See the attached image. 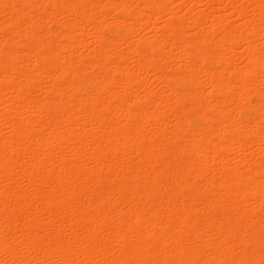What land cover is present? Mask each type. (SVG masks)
Returning a JSON list of instances; mask_svg holds the SVG:
<instances>
[{
	"label": "bare ground",
	"instance_id": "6f19581e",
	"mask_svg": "<svg viewBox=\"0 0 264 264\" xmlns=\"http://www.w3.org/2000/svg\"><path fill=\"white\" fill-rule=\"evenodd\" d=\"M0 264H264V0H0Z\"/></svg>",
	"mask_w": 264,
	"mask_h": 264
}]
</instances>
